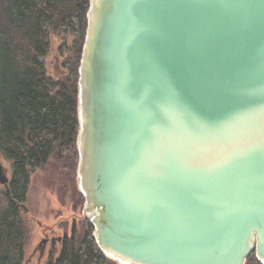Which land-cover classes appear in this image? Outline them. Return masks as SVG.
<instances>
[{
	"label": "water",
	"instance_id": "water-1",
	"mask_svg": "<svg viewBox=\"0 0 264 264\" xmlns=\"http://www.w3.org/2000/svg\"><path fill=\"white\" fill-rule=\"evenodd\" d=\"M78 73V185L104 255L264 264V0H90Z\"/></svg>",
	"mask_w": 264,
	"mask_h": 264
},
{
	"label": "trees",
	"instance_id": "trees-1",
	"mask_svg": "<svg viewBox=\"0 0 264 264\" xmlns=\"http://www.w3.org/2000/svg\"><path fill=\"white\" fill-rule=\"evenodd\" d=\"M89 4L0 0V157L11 167L9 197L0 198V264L24 263L27 229L20 208L31 175L53 157L77 165L78 68ZM55 37L65 69L51 76L45 60ZM81 231L74 223L47 264H117L97 246L90 221ZM245 264L262 263L252 251Z\"/></svg>",
	"mask_w": 264,
	"mask_h": 264
},
{
	"label": "rangeland",
	"instance_id": "rangeland-1",
	"mask_svg": "<svg viewBox=\"0 0 264 264\" xmlns=\"http://www.w3.org/2000/svg\"><path fill=\"white\" fill-rule=\"evenodd\" d=\"M60 43L59 38H52L45 60L47 71L51 76H58L65 69L63 66L64 56H61L59 52ZM0 165L3 173L10 177V163L0 157ZM72 165L71 160L53 157L43 168L36 170L31 175L27 198L23 203L27 211L20 208L22 220L27 229L23 264H47L51 255L56 257L60 249L58 242L48 244L41 257L36 249L45 233L49 239H57L62 235L70 236L74 223L81 233L84 221H90L91 214L87 212L84 196L79 190L78 162L76 167L72 168ZM4 190V186L0 184V198L6 201ZM77 191L81 193L82 201L79 199ZM112 261L120 264L115 260Z\"/></svg>",
	"mask_w": 264,
	"mask_h": 264
},
{
	"label": "flooded vegetation",
	"instance_id": "flooded-vegetation-1",
	"mask_svg": "<svg viewBox=\"0 0 264 264\" xmlns=\"http://www.w3.org/2000/svg\"><path fill=\"white\" fill-rule=\"evenodd\" d=\"M9 178V180H10V177H8ZM3 186H4V188H5V190H4V192L3 193H5L6 194V197H7V199H8V195H7V193H6V191H7V189H9V181H8V183H7V185H5V184H2ZM22 208V207H21ZM46 236H48L47 235V233H45V235H44V237H43V239L42 240H45L46 239V243H42V241L38 244V246L36 247V249L39 251V253H40V257L45 253V251H46V248H47V246H48V244H50V243H53V242H58V243H60V245H61V243H62V239H63V237H64V235H62V236H60L59 238H52V239H49V237H46ZM56 239V240H55Z\"/></svg>",
	"mask_w": 264,
	"mask_h": 264
}]
</instances>
